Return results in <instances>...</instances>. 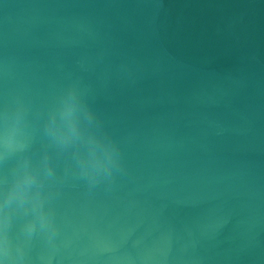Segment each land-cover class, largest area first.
Segmentation results:
<instances>
[{"label":"water","instance_id":"95a60500","mask_svg":"<svg viewBox=\"0 0 264 264\" xmlns=\"http://www.w3.org/2000/svg\"><path fill=\"white\" fill-rule=\"evenodd\" d=\"M70 80L124 171L64 183L33 264H264V0H0V104Z\"/></svg>","mask_w":264,"mask_h":264},{"label":"clouds","instance_id":"9594fccd","mask_svg":"<svg viewBox=\"0 0 264 264\" xmlns=\"http://www.w3.org/2000/svg\"><path fill=\"white\" fill-rule=\"evenodd\" d=\"M90 95L70 80L42 106L22 94L0 104V264H33L32 241L55 240L51 201L69 178L91 190L124 171Z\"/></svg>","mask_w":264,"mask_h":264}]
</instances>
